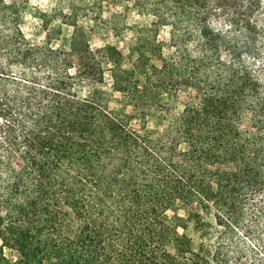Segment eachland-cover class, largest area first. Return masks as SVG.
<instances>
[{
  "label": "trees",
  "instance_id": "obj_1",
  "mask_svg": "<svg viewBox=\"0 0 264 264\" xmlns=\"http://www.w3.org/2000/svg\"><path fill=\"white\" fill-rule=\"evenodd\" d=\"M227 1L137 0L151 20L126 67L116 47L91 48L73 22L48 50L44 80L17 85L29 95H0V264H197L169 252L192 253L162 218L170 204L224 201L213 183L264 187L245 179L264 135L245 129L241 112L256 95L242 52L264 3L235 0L229 22L242 41L211 25ZM150 119L162 129L147 131Z\"/></svg>",
  "mask_w": 264,
  "mask_h": 264
},
{
  "label": "rangeland",
  "instance_id": "obj_2",
  "mask_svg": "<svg viewBox=\"0 0 264 264\" xmlns=\"http://www.w3.org/2000/svg\"><path fill=\"white\" fill-rule=\"evenodd\" d=\"M136 2L0 0V95L3 92L12 95L23 82L35 86L33 76L44 80L50 68L48 50L57 46L64 36L70 37L74 23L91 48L114 46L121 52L124 66H128L130 48L140 30L151 20L150 16L137 10ZM223 6L224 9L212 15L211 25L229 37L237 36L246 41L244 31L230 26V17L237 11L235 0H229ZM254 16L258 27L253 31L252 51L242 52V61L254 75L256 95L246 94L241 112L245 129L259 132L258 126L260 134L264 135V115L260 119L258 112L260 108L264 110V7ZM158 39L164 44V52L168 53L166 28H160ZM106 82L103 88L109 90L110 80ZM39 83L44 84L43 81ZM18 91L23 96L29 95L28 90L21 88ZM179 100H186L184 93L173 102L175 111L180 108ZM113 104L111 102L109 106ZM4 123L5 120H0V126ZM162 127L150 119L146 130L155 133ZM256 151L245 179L258 176L264 182V144ZM241 184L239 190L230 191L213 183L214 196L224 201L214 203L217 199H212L206 204H170L162 218L178 236L184 235L190 240L192 253L177 255L173 246H169V252L182 262L197 264H264V187L254 190ZM226 198L230 200L225 201Z\"/></svg>",
  "mask_w": 264,
  "mask_h": 264
}]
</instances>
